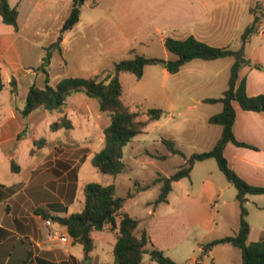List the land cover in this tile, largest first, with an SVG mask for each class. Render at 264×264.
<instances>
[{"label": "crops", "instance_id": "0c3cea01", "mask_svg": "<svg viewBox=\"0 0 264 264\" xmlns=\"http://www.w3.org/2000/svg\"><path fill=\"white\" fill-rule=\"evenodd\" d=\"M47 1L43 7L41 0H35L34 7L37 13L43 9H49L45 15L46 18L59 19L57 35L60 36V28L70 12L73 0H64L63 6L57 8L53 5L60 0ZM8 2L10 6L18 10V29L15 30L13 26L5 24L0 17V79L2 81L0 89V264H114L113 247L117 228L111 230L106 226L102 230L92 231L93 247L85 252L83 245L70 236L66 241L47 238L43 224L45 218H50L54 231L68 234L66 224L61 219L68 220L70 214L80 211L83 206L84 186L91 181L87 180L89 178L85 175L82 177L81 167L85 162H91L93 154L103 147V130L109 124V116L99 109L95 98L83 92L68 95L59 111H48L44 107H39L27 116H23L20 109L24 106L28 88L33 84L38 87L44 85V73L36 67L41 64L47 47H59L61 56L65 60L63 65L58 51H53L48 74L49 83L55 85L66 76L99 75L119 59L117 52L120 39L126 37L129 39L126 40L122 52L125 55L134 48L137 36H133L134 34L132 38L128 36L123 26L125 24H122L123 13L88 11L89 8L96 9L100 2L99 0H83L78 22L72 28L63 31L58 45L54 46L53 39L49 38L45 42L38 38V36L48 35L42 28L29 33L26 29L28 24L20 21L25 12V8H22L24 0H8ZM52 6L53 11H50ZM220 6H224V9L219 11V18L216 20L210 16L206 18L207 22H210L207 25L210 28L209 31L204 28L197 10V15L192 16L189 22L192 25L191 28L183 37L193 35L210 45L230 47L233 39L240 37V32H236L234 37L233 34L232 36L230 34V38L228 37L227 18L222 12L226 11L229 14L232 8L229 0H223L218 4L214 2L210 8L220 9ZM250 8L251 6L249 11ZM34 18L32 16V19ZM52 37L54 38V35ZM161 41L164 44V40ZM244 52L247 58L252 62L260 63L263 68L244 66L239 71V79L245 78L246 93L249 96L264 94V32H254L247 44L245 43ZM165 54V58H169L167 53ZM190 61L186 62L182 68ZM232 62L228 61L224 66L226 71L229 68V73ZM72 65L76 66L73 72L69 70ZM86 69H88L87 74L80 72ZM161 72L163 82L171 76L164 67ZM218 73L219 71H216L215 75ZM228 78L224 75L217 84L209 83L210 90L206 92L216 90L209 94L210 97H218L221 94L227 86ZM11 79L17 82L15 96L11 93ZM186 84L185 82L182 89L176 88V91H185L189 95V99L194 104H186L188 109L205 98H210L205 95L193 96ZM165 98L167 101L170 100L166 93ZM214 105L216 107H207L209 113L221 110L220 102L213 103ZM233 105L236 113L233 124L234 136L237 140L252 145L253 148L228 142L224 148V156L229 166L243 180L252 185L264 186V112L243 110L235 102ZM185 113V111L178 112V115H182L183 121H187ZM62 116L71 121L72 127L51 130V123L59 121ZM168 116L170 117V114ZM41 139H44V142H40ZM36 142L39 143L38 146ZM177 184H180V180L172 183L170 192L174 189L173 185ZM203 185L201 191L207 194H215L220 188L210 177L204 178ZM181 191L183 196L190 194L180 189ZM255 195L258 194L248 195L245 204L252 202L256 208L264 209V199L255 202L254 197H251ZM163 203L169 207L174 204L168 196L167 202ZM173 207L174 213L171 217L158 216L160 218L158 227L140 221L139 228H145L153 245L174 260L175 258L168 255L166 251L170 248L169 244L173 246L175 239L182 234L180 224L187 227L197 225L211 231L218 222L215 212L213 215H200V209L191 201L186 203L177 201ZM149 211L148 213L156 218V212ZM247 221L250 227L247 241L264 238V224H257L249 218ZM116 223L118 224V220ZM238 223L237 217L236 222L232 223L231 234L237 230ZM227 235L230 234H224L219 238ZM184 238L186 242L191 243L190 236ZM196 244L197 249L201 250L200 239L196 241ZM218 246L228 251L226 264H240L241 252L230 243L215 245L205 256L213 255V250ZM182 257L185 264H194L196 261L206 264L204 259L198 258L195 250L183 252Z\"/></svg>", "mask_w": 264, "mask_h": 264}, {"label": "rangeland", "instance_id": "374dc122", "mask_svg": "<svg viewBox=\"0 0 264 264\" xmlns=\"http://www.w3.org/2000/svg\"><path fill=\"white\" fill-rule=\"evenodd\" d=\"M41 1L43 7L48 2L47 0ZM221 1L223 0H99L98 7L96 9L89 8L88 11L123 13L124 21H122V24H125L123 26L126 28L128 36L130 38L133 34V36H137L133 45L134 48H132L135 53L159 58H165V53H167L168 57L171 58L172 54L165 48L161 40H164L167 36H185L192 26L189 23L191 17L196 16L198 11L204 28L209 31L210 28L207 25L210 22H207L206 18L210 16L216 20L220 16V10L224 9V6H220V9H211L210 5L214 2L218 4ZM34 2L35 0H24L22 8H25V12H23L20 21L28 24L26 29L29 33L34 32L37 28L39 30L42 28L48 35L38 36V38L45 42L49 38L53 39L52 45H54L61 38L59 34L57 35L58 24H60L59 19L57 17L46 18L45 15L49 9H43L37 13ZM229 2L232 8L231 12L229 14L226 11L222 12L225 13L227 18L228 37L230 38V34L231 36L233 34L234 37L236 32L242 34L245 27L252 22L254 14L251 13V10L249 11L250 6L255 9L258 15L255 26V32H257V23L264 17V0H229ZM257 3L259 4L257 5ZM63 4L64 0H60L53 6L57 8L62 7ZM53 6L50 7V11H53ZM32 16L35 18L32 19ZM126 40L129 39L127 37L120 39L117 52L119 59L117 61L132 56L131 49L125 55L122 53ZM240 47L241 38L238 36V39H233L230 48L236 50ZM228 61L231 63L232 58L226 57L217 60L193 59L185 67H181L180 72L171 74L164 82L162 81L163 75L161 72L163 67L160 64L146 65L140 78H136L130 72H120L119 80L123 86L121 98L123 97V102L130 110L139 113L138 119L145 120L147 118L146 111L149 108L162 109V116L158 120L148 122L143 132L134 136L123 147L122 161L124 162V169L117 175L101 173L89 161L81 167V175L89 178L87 180L104 185H114L116 195L125 197L123 210L150 226L158 227L160 220L158 216L171 217L174 213L173 206L177 204V201H180V203L181 201L183 203L191 201L200 209V215H213L215 212L218 224L211 231H208V228L204 230L197 225L187 227L180 224L182 234L175 239L173 246L169 244L170 248L166 251L168 255L176 259L174 261L180 264H185L182 253L191 250H195L198 258L204 259L206 264L227 263L228 251L218 246L213 250V255L205 256L206 254L202 251V248L201 250L197 249L196 241L200 239L202 245L224 234H231L232 223L236 222L237 217L239 219L240 213L239 203L235 197V187L226 180L214 158L196 160L189 176L181 178L180 184L173 185V191L168 193L169 199H172L174 203L172 207L166 206L163 202L154 205L153 201L159 193V183L138 191L137 184L141 186L150 184L157 175L168 176L186 164V160L192 153H200L213 147L214 142L221 134L222 127L208 121V118L215 113L214 111L209 113L207 107L216 106H213V103L202 101L188 109L185 105L194 103L185 91H176V88L180 87L182 89L186 82L187 89L191 90L190 93L193 96L205 95L210 97L209 94L216 92V90L207 93L206 91L210 90L208 88L209 83L211 85L217 84L218 80L222 79L224 75L225 78H228L229 68L226 71L225 67L224 70V66ZM75 69V65L69 67L72 72ZM87 70L80 72L87 74ZM216 71H219L217 75H215ZM205 83L208 84L205 85ZM165 93L170 97L169 101L166 100ZM218 105L220 104L218 103ZM182 111L186 112L187 121H183L182 115H178V112ZM162 138L172 139L183 155L171 153L162 142ZM207 177H210L220 186L215 194H207L205 191H201L202 186H204V178ZM180 189L190 192V194L183 196ZM127 192H132L133 196L126 197ZM251 197H254L255 202H260L264 199V194ZM245 207L248 212L246 218L257 224H264V209L256 208L252 202L248 205L245 204ZM148 211L150 213L155 211L156 218ZM187 236H190L191 243L185 241L186 238L184 237ZM152 263L149 256L144 254L142 264Z\"/></svg>", "mask_w": 264, "mask_h": 264}, {"label": "trees", "instance_id": "16d2710c", "mask_svg": "<svg viewBox=\"0 0 264 264\" xmlns=\"http://www.w3.org/2000/svg\"><path fill=\"white\" fill-rule=\"evenodd\" d=\"M259 3H257L258 5ZM254 14L252 22L245 27L240 38L241 47L234 50L228 46H214L198 40L193 35L183 38L167 36L164 39V46L173 55L171 58L147 57L137 54L131 49L132 56L115 61L112 67L102 74L94 76H66L61 78L55 85L49 83V65L54 50L58 51L61 63L65 60L61 56L59 47H47L41 64L36 69L44 73V85L38 87L31 85L28 88L24 106L20 109L23 116H27L33 110L44 107L48 111H59L65 103L66 97L74 92H83L98 101L99 109L109 116V124L104 128L103 147L95 152L91 158V164L101 173L117 175L124 169L122 161L123 147L143 129L150 121L158 120L163 113L160 108H149L146 111L145 120L138 119L139 113L130 110L123 102L121 96L123 86L119 80L120 72H130L140 78L144 67L149 64H160L168 73L174 74L188 61L193 59L214 60L218 58L231 57L233 62L230 66V73L226 88L218 97L205 98L208 103L220 102L222 108L219 112L211 115L208 121L219 124L222 127L221 134L213 147L200 153H192L186 160V164L179 167L172 174L157 175L147 185L137 184V191L159 183V193L153 201L154 205L167 202V196L172 188V183L181 178L188 177L193 163L196 160L214 158L219 170L224 174L226 180L236 189V199L239 203L238 228L232 234L213 239L201 245L202 251L206 254L215 245L230 243L239 248L241 252L240 264H264V238L248 242L249 223L247 221V209L245 202L251 194H264V186L252 185L243 180L228 164L224 156V148L228 142L237 146L252 147V145L239 141L234 136L233 124L235 119V108L237 103L243 110L261 111L264 107V94L249 96L246 93L245 78L239 79V71L244 66H252L262 69L258 62H252L246 57L244 44L255 32L258 15L254 8H250ZM80 8L77 7V0L72 1V7L60 28L61 33L72 28L79 19ZM0 17L5 24L18 29V10L10 6L8 0H0ZM12 95L17 94V82L10 81ZM2 81L0 79V89ZM71 128L72 123L65 116L59 121L51 123V130L59 128ZM171 153H183L175 146L172 139L162 138ZM40 142H44L41 139ZM37 146L39 143H35ZM84 202L80 211L72 213L66 224L70 237L83 245L84 251L88 252L93 247L91 232L109 227L111 230L117 228L116 240L113 247L114 264H142L144 254L149 256L152 264H180L162 250L156 248L150 240L145 228H139L140 220L129 215L123 210L125 197L115 193L112 184L103 185L99 182H88L83 190ZM132 192H127L126 197H132ZM118 220V224L116 223Z\"/></svg>", "mask_w": 264, "mask_h": 264}, {"label": "built area", "instance_id": "2783aa9c", "mask_svg": "<svg viewBox=\"0 0 264 264\" xmlns=\"http://www.w3.org/2000/svg\"><path fill=\"white\" fill-rule=\"evenodd\" d=\"M256 31L261 32V33L264 32V17H262L261 21L257 23ZM43 224H44L45 233H46L47 238L58 239L60 241H66L69 238L68 234L58 233L53 230L52 220L50 218H45Z\"/></svg>", "mask_w": 264, "mask_h": 264}, {"label": "water", "instance_id": "95a60500", "mask_svg": "<svg viewBox=\"0 0 264 264\" xmlns=\"http://www.w3.org/2000/svg\"><path fill=\"white\" fill-rule=\"evenodd\" d=\"M83 3V0H77V7L80 8L81 5ZM60 40V38H59ZM58 45V42L54 44V46H57ZM261 111L264 112V107H261ZM63 221L64 224H67L68 220L66 218H62L61 219ZM194 264H202L200 261H196L194 262Z\"/></svg>", "mask_w": 264, "mask_h": 264}]
</instances>
